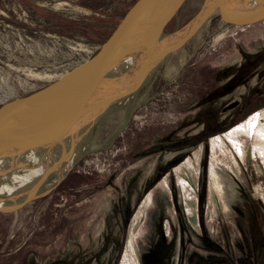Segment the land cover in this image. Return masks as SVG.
<instances>
[{"label":"rangeland","instance_id":"374dc122","mask_svg":"<svg viewBox=\"0 0 264 264\" xmlns=\"http://www.w3.org/2000/svg\"><path fill=\"white\" fill-rule=\"evenodd\" d=\"M134 1L0 0V99L27 94L90 59ZM201 2L185 0L160 36L187 23ZM235 5L233 16L247 17L264 0ZM260 46L264 18L205 21L81 137L88 150L56 185L53 170L38 188H49L44 194L0 211V264H264ZM244 59L247 80L217 105L197 106ZM247 83L255 86L252 103L234 114L229 104ZM198 115L211 122L205 132ZM183 166L196 179L180 173ZM187 196L196 200L193 210ZM139 213L136 262L125 253Z\"/></svg>","mask_w":264,"mask_h":264},{"label":"water","instance_id":"95a60500","mask_svg":"<svg viewBox=\"0 0 264 264\" xmlns=\"http://www.w3.org/2000/svg\"><path fill=\"white\" fill-rule=\"evenodd\" d=\"M184 1L135 0L89 60L38 89L1 103L0 169H18L25 158L40 149H66L84 129L90 134L98 119L86 127L87 116L94 117L101 108L127 94L135 95L158 65L213 15L234 24L264 18V7L257 13L238 18L233 16L236 11L232 9L237 6L236 0H202L187 23L161 37L163 28ZM132 56L139 60L135 68L128 65ZM119 60H122L121 65ZM111 86L117 87L111 90ZM87 150L82 148L71 165L58 173L52 185H56ZM47 190L49 188L42 192L37 189L0 211L14 210Z\"/></svg>","mask_w":264,"mask_h":264},{"label":"bare ground","instance_id":"6f19581e","mask_svg":"<svg viewBox=\"0 0 264 264\" xmlns=\"http://www.w3.org/2000/svg\"><path fill=\"white\" fill-rule=\"evenodd\" d=\"M89 60V59H88ZM132 62L128 65L132 68H135L138 64V58L132 56ZM87 61V60H86ZM85 62V61H84ZM122 60H119L118 64L121 65ZM105 77L103 81L106 79ZM124 86V85H123ZM113 87V86H111ZM117 87V86H116ZM113 87L111 90H114ZM125 87V86H124ZM7 97V96H6ZM0 100L5 101V97H1ZM117 102L113 101L106 108H101L97 115L87 116L85 126L90 125V122L95 121L96 119H101L111 108V106ZM83 122V123H84ZM261 130L264 131V124L260 125ZM82 134L77 140L70 141V145L66 149H53V148H44L39 151L31 154L29 157L25 158L23 162L19 165L18 169L15 168H1L0 169V208H5L9 206L11 202H14L17 199L23 198L26 195H29L31 192L37 190L43 180L47 175L56 170L58 173H61L65 168L69 167L74 161L75 157L79 154L82 148L86 147L85 139L86 130H82ZM81 137H83L81 139ZM77 141V142H76ZM75 142V144H74ZM256 144L260 147H264V141L257 138ZM219 170V169H218ZM180 173H188L192 176L195 175L194 171L187 166H183L180 169ZM229 179L231 176L226 174ZM11 177V180L7 178ZM195 177V176H194ZM196 179V177H195ZM186 202L189 207L193 210L196 207V200L194 197H186ZM195 219V218H194ZM140 221V213L137 214L131 224V237L129 248L125 253L126 258L133 257L136 262H138V252L136 250L135 244V233L137 225Z\"/></svg>","mask_w":264,"mask_h":264},{"label":"flooded vegetation","instance_id":"af4514ba","mask_svg":"<svg viewBox=\"0 0 264 264\" xmlns=\"http://www.w3.org/2000/svg\"><path fill=\"white\" fill-rule=\"evenodd\" d=\"M261 50H264L263 46H260L256 49V53L260 55V51ZM262 57H264L263 54H261ZM250 62L248 61V59H244L242 60L241 62H239V64H236V65H232V71H230V73H227V77L222 79L221 81H219V86L217 87V89L213 91V93L207 95L206 97L204 98H201L197 101V106H201V108H205V107H210L211 105H215L217 102H218V97L219 96H222V95H225L227 93H229V91H231V89L233 87H235L234 85L237 83V81H239L240 79H245L247 80V76L245 77L244 74V69L248 67V64ZM263 67L264 65H260L257 69H256V72L255 74L258 76L260 74V72H262L263 70ZM227 68H221V70L219 71H215V75H216V80H219V77H217V74L218 73H223L226 71ZM225 74V73H224ZM247 82V81H245ZM248 86L246 88V90L244 92H240L238 94H242V98L238 99V100H233L229 105L232 106L233 108V112L234 114L237 113V111L240 109V107L246 105V104H249V103H252L250 102L251 100H249L248 96L249 95H255V86L253 84H249L247 83ZM260 90L261 91H264V84L261 82L260 84ZM217 101V102H216ZM217 105V104H216ZM197 120H201L202 121V126H201V132H205L203 131L206 127L209 126V124L211 123L209 121V119L205 116H200L198 115L197 116ZM223 121V120H222ZM225 121V120H224ZM216 122V121H215ZM204 136V135H203ZM167 167H169V165H167ZM164 171V169L160 168L158 171H157V174L154 176V179L158 178L162 172ZM29 264H33V262L31 260H29Z\"/></svg>","mask_w":264,"mask_h":264}]
</instances>
